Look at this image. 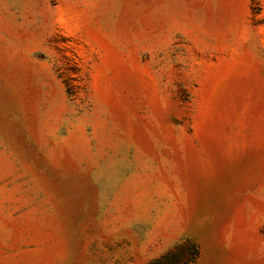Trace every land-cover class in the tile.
<instances>
[{
  "label": "rangeland",
  "instance_id": "rangeland-1",
  "mask_svg": "<svg viewBox=\"0 0 264 264\" xmlns=\"http://www.w3.org/2000/svg\"><path fill=\"white\" fill-rule=\"evenodd\" d=\"M0 264H264V0H0Z\"/></svg>",
  "mask_w": 264,
  "mask_h": 264
}]
</instances>
